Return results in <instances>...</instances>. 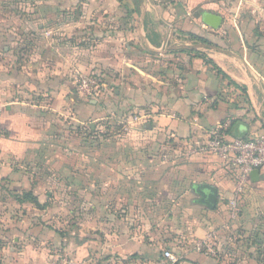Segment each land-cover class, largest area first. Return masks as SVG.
<instances>
[{"label": "crops", "instance_id": "obj_1", "mask_svg": "<svg viewBox=\"0 0 264 264\" xmlns=\"http://www.w3.org/2000/svg\"><path fill=\"white\" fill-rule=\"evenodd\" d=\"M174 1L165 0L169 6L162 9L161 0H0V102L5 105L0 138L14 139L23 131L27 145L19 156L0 149V179L17 178L22 164L55 163L63 180L73 181L68 187L83 195H92L98 190L95 181H104L105 219L99 224L105 226L109 260L168 264L163 252L169 250L179 252L178 264H223L232 257L255 264L264 252V220L248 213L264 218V168L250 175L233 219L228 201L236 169L214 154L188 150L206 143L210 131L226 121L229 139L264 135V17L239 15L237 9L225 22L222 9L261 0H186L188 29L211 45L179 44L173 38L168 14ZM194 8L198 11L192 13ZM205 13L220 16L221 26L206 25ZM75 69L101 78L104 95L84 98ZM103 113L111 114V124L123 118L121 138L100 146L81 142L71 153V134L75 140L82 120ZM202 189H211L217 204L210 208L199 200L207 208L201 218L191 217L184 229L177 218L162 219V212L177 210V195L184 198L191 191L201 199ZM101 207L93 205L99 212ZM73 215L79 220V213ZM214 230L220 232L218 250L229 244L228 233L239 232L242 241L232 243L233 252L217 251L215 257L194 251L192 239ZM64 235V253L69 246L79 254L91 241L98 243L76 231Z\"/></svg>", "mask_w": 264, "mask_h": 264}, {"label": "rangeland", "instance_id": "obj_2", "mask_svg": "<svg viewBox=\"0 0 264 264\" xmlns=\"http://www.w3.org/2000/svg\"><path fill=\"white\" fill-rule=\"evenodd\" d=\"M161 1L159 6H161L162 9H166L169 3H166L165 0ZM212 1L216 2L217 0ZM170 6L172 11L171 13H167H169L168 15L171 16L174 23L173 26L175 31L173 38H175L179 44L192 42L193 38L190 35L191 28L188 29L187 26L191 21L188 20V18L190 19L191 17L188 16V18H185L187 14L185 12L183 13L185 8H190L191 5L186 0H175ZM200 6L201 5H198L197 7L200 8ZM222 9H224L223 20L225 22H227L228 15L237 9L239 10L237 11L239 15L246 14L248 16H256L257 19L262 20L264 17V0H261L257 4L244 3L234 5L228 3ZM196 11H198V9L194 8L192 13ZM99 80L101 95L98 99L104 95V91H102V79L100 78ZM111 118L112 116L110 113H103L101 116L91 119L90 121L82 120L81 125L76 129L74 135L75 140H73V135L71 134L70 152H75L73 151L74 146L77 147L81 142L87 145H91V142H93V144L98 143L100 146V144H104L106 140L121 138L119 136L122 135L123 118L119 117L114 121V124H111ZM100 152L104 155V148L101 149L99 153ZM60 167V165L58 166L55 163L44 166L22 164L18 169L22 172L17 174V178H12L11 176L10 178L0 179V241L3 246V249L0 250V264H126L121 259L109 260L111 256L107 254L104 245L105 226L104 224H99L100 222H104L105 219L104 211L106 197L104 195L105 192L102 190L104 181H95L98 190H95L92 195H83L82 192H75L73 187H68L67 183H73V181L63 180V173H61ZM99 168H104V165H99ZM74 170L75 168L71 166V171ZM87 170H89V167L86 171ZM30 190H33L42 203L47 202L49 204L46 210L38 209L32 204L18 203L10 194L11 191L24 192ZM174 200L178 206L177 210H166L164 213H161V216L162 219L177 218L178 226H182L183 229L185 228V223L190 220L191 217L195 219L201 218L203 215L202 213L207 211L205 206L199 204L200 196H194L191 191L184 198H181V195H177ZM89 203H91V205H89ZM163 203L169 205L168 201H163ZM93 205H96L97 208L102 206V211L99 212L97 209H93ZM166 208H168V206L163 207V210ZM193 208L198 210L194 211L192 214L191 212H186V210ZM73 212L75 214L79 213V220H74ZM248 214L252 219L260 218L261 222L264 220V218H262V213L257 214L255 211H252ZM260 230L264 237V225L260 227ZM64 231L69 234L74 231L79 232L80 237L82 236L86 240L95 239L98 243L96 244L95 241H91L84 246L83 252L81 250L79 254L73 252L69 246L66 253H64L62 245L60 244V239L65 237ZM80 231H82V233ZM185 233H187V231L184 230V234ZM210 233H215L216 235L215 238H213V247L215 251H224L226 253L230 251L233 252L234 248L232 243L236 241L240 243V241H242L239 232H233L232 234L228 233L226 240L229 244L224 245V247L222 246V250H218L217 247L221 241L220 232L214 230L210 231ZM208 234L209 233L203 237L197 236L196 239H192L194 240L192 242L193 245L204 240ZM68 241H72L73 243V240L70 238H68ZM184 241H186V243L182 242L181 244L183 248L188 245L187 242L189 240L186 238ZM172 253L181 259L177 254L179 252L174 251ZM64 254H67V256ZM74 255L79 259L76 260ZM65 257L69 258V260H66ZM258 257L255 264H264V252H259ZM246 263L248 264L249 262H243L237 257H232L230 259L223 258V264ZM144 264L158 263L147 261L144 262Z\"/></svg>", "mask_w": 264, "mask_h": 264}, {"label": "built area", "instance_id": "obj_3", "mask_svg": "<svg viewBox=\"0 0 264 264\" xmlns=\"http://www.w3.org/2000/svg\"><path fill=\"white\" fill-rule=\"evenodd\" d=\"M73 77L77 90L83 97L90 100L98 99L101 95V85L98 76L75 69ZM4 108V103L0 102V116ZM133 121H138V117H134ZM229 128V121L219 127H215L210 131L209 139L206 143L197 144L195 147L189 148L188 151L190 155L214 154L220 160L230 163L236 169L235 187L233 195L228 201L229 213L231 218L235 219L239 211L240 197L248 186L251 173L264 168V135L251 139H229ZM215 236V233H209L204 240L193 245L194 250L205 256H217L218 253L213 247V238ZM164 259L168 264H178L180 262V258L169 250L164 251Z\"/></svg>", "mask_w": 264, "mask_h": 264}, {"label": "trees", "instance_id": "obj_4", "mask_svg": "<svg viewBox=\"0 0 264 264\" xmlns=\"http://www.w3.org/2000/svg\"><path fill=\"white\" fill-rule=\"evenodd\" d=\"M190 35L193 38V40L198 42V43L211 45L209 40H207L206 38H204L200 35H197L194 33H190ZM189 52L191 53L193 51H189ZM198 56H201L204 59L205 63H207L208 65H211L212 68L214 70H216L219 75L223 74V72L213 63V61L208 59L206 56H203L200 54H198ZM10 194L13 196V198H15V200L18 203H21V204H25V203L32 204L41 210H46L49 206V204L47 202L42 203L40 198L33 192V190L24 191V192L11 191ZM1 249H3V246H2V243L0 241V250Z\"/></svg>", "mask_w": 264, "mask_h": 264}, {"label": "water", "instance_id": "obj_5", "mask_svg": "<svg viewBox=\"0 0 264 264\" xmlns=\"http://www.w3.org/2000/svg\"><path fill=\"white\" fill-rule=\"evenodd\" d=\"M202 20L206 25H209L213 29H218L221 26L222 18L212 13H205L202 15ZM165 46V42L162 43L161 47L157 50L162 52ZM259 171L255 170L251 173V176L258 175ZM201 194L200 202L210 208H213L217 204V195L211 189H202L199 191Z\"/></svg>", "mask_w": 264, "mask_h": 264}, {"label": "clouds", "instance_id": "obj_6", "mask_svg": "<svg viewBox=\"0 0 264 264\" xmlns=\"http://www.w3.org/2000/svg\"><path fill=\"white\" fill-rule=\"evenodd\" d=\"M3 120H0V123H3ZM15 126V125H14ZM26 134L21 131V133L14 139L0 138V149L4 151L5 154L12 153L14 155H21L27 145L25 144ZM133 143L136 142L135 137L129 138Z\"/></svg>", "mask_w": 264, "mask_h": 264}]
</instances>
